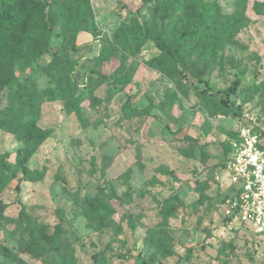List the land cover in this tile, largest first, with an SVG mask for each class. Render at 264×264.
<instances>
[{
  "label": "rangeland",
  "instance_id": "obj_1",
  "mask_svg": "<svg viewBox=\"0 0 264 264\" xmlns=\"http://www.w3.org/2000/svg\"><path fill=\"white\" fill-rule=\"evenodd\" d=\"M215 1L225 37L184 51L182 71L152 38L122 40L137 16L174 41L146 0H90L86 19L59 0L69 24L48 51L0 65V173L5 153L15 172L0 184V264H264V235L221 209L228 133L247 125L264 147V0ZM236 80L219 108L209 95Z\"/></svg>",
  "mask_w": 264,
  "mask_h": 264
},
{
  "label": "trees",
  "instance_id": "obj_2",
  "mask_svg": "<svg viewBox=\"0 0 264 264\" xmlns=\"http://www.w3.org/2000/svg\"><path fill=\"white\" fill-rule=\"evenodd\" d=\"M23 2L27 4V7L23 6ZM58 2L59 0H0V65L13 61H38L41 54L48 51V41L55 28L68 23L62 12H53V8ZM146 2L163 7V21L169 32H175L174 41L168 43L161 35L149 32L147 24L137 16L134 17V25L131 26L130 23L123 22L124 28H120L118 32L124 42L129 36L142 42L152 38L159 50V56L166 58L167 63L175 65L180 71L184 69V51L200 46L198 52L201 54L207 46L210 48L219 46L225 37V27L216 28L220 12L216 7L215 0H146ZM69 3L71 8L69 13L74 18L78 15L86 19L88 15L92 14L90 0H69ZM261 6L264 10V2ZM24 13L27 16L25 18L22 16ZM79 27H81V22L76 23L74 29L77 30ZM59 37L64 42L65 35L62 33ZM9 43L18 46L19 49H8ZM124 45L130 47L129 43ZM52 51L55 52L56 49H52ZM211 51L213 52V49ZM156 58L158 57L152 58V61ZM156 62L160 63L158 60ZM13 81L12 77H9L2 82L4 85H10ZM16 83L20 87L23 86L21 82ZM238 83L237 80L233 81L231 87L211 93L209 98L216 99L219 108L233 109V105L228 102V97L236 92ZM249 86L253 87L254 85ZM56 96L64 98L67 93L58 90ZM66 109L72 110L77 116H80L77 102L68 105ZM228 135L225 156L230 151L229 140L236 136V132L230 131ZM2 165L5 172L0 173V184L7 183L12 177H15V172L11 168L12 163L7 159V153L4 154ZM21 179L29 180L30 177L23 174ZM16 188L19 189V185Z\"/></svg>",
  "mask_w": 264,
  "mask_h": 264
},
{
  "label": "built area",
  "instance_id": "obj_3",
  "mask_svg": "<svg viewBox=\"0 0 264 264\" xmlns=\"http://www.w3.org/2000/svg\"><path fill=\"white\" fill-rule=\"evenodd\" d=\"M229 140L225 156L229 177L227 196L221 203L225 224L264 235V147L253 129L240 125Z\"/></svg>",
  "mask_w": 264,
  "mask_h": 264
},
{
  "label": "crops",
  "instance_id": "obj_4",
  "mask_svg": "<svg viewBox=\"0 0 264 264\" xmlns=\"http://www.w3.org/2000/svg\"><path fill=\"white\" fill-rule=\"evenodd\" d=\"M228 177V176H227ZM228 182H229V179H228ZM228 182H227V184H228Z\"/></svg>",
  "mask_w": 264,
  "mask_h": 264
}]
</instances>
